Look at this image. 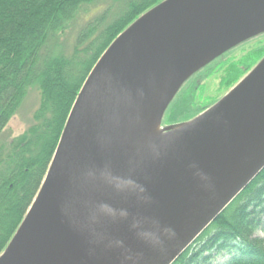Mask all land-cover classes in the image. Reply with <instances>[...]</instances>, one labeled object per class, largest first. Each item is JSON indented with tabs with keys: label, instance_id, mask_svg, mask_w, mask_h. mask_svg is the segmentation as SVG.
Returning a JSON list of instances; mask_svg holds the SVG:
<instances>
[{
	"label": "water",
	"instance_id": "1",
	"mask_svg": "<svg viewBox=\"0 0 264 264\" xmlns=\"http://www.w3.org/2000/svg\"><path fill=\"white\" fill-rule=\"evenodd\" d=\"M264 22V0H167L124 31L90 71L41 188L0 264H173L264 169V57L192 120L129 162L131 103L163 70ZM236 41L179 83L232 48ZM173 68H175L173 70ZM131 105V106H130Z\"/></svg>",
	"mask_w": 264,
	"mask_h": 264
},
{
	"label": "trees",
	"instance_id": "2",
	"mask_svg": "<svg viewBox=\"0 0 264 264\" xmlns=\"http://www.w3.org/2000/svg\"><path fill=\"white\" fill-rule=\"evenodd\" d=\"M0 0V255L38 194L78 93L111 44L134 22L167 0ZM72 46L63 52L67 35ZM264 34L216 58L180 87L168 105L169 125L188 122L218 100L188 109L200 84L218 70L219 87L232 88L264 57ZM257 39L259 41H257ZM256 40V50L237 61L227 57ZM264 43V41H262ZM262 43V44H263ZM59 47L61 52L59 51ZM30 90L39 94L31 124L2 138ZM186 91L185 97L181 94ZM178 118V119H177ZM264 169L173 264H264Z\"/></svg>",
	"mask_w": 264,
	"mask_h": 264
},
{
	"label": "bare ground",
	"instance_id": "3",
	"mask_svg": "<svg viewBox=\"0 0 264 264\" xmlns=\"http://www.w3.org/2000/svg\"><path fill=\"white\" fill-rule=\"evenodd\" d=\"M261 29H264V22L247 31L214 41L203 47L192 62L178 68V71L170 73L172 67H168L155 76L130 105L120 135L121 158L129 162L161 143L166 134L159 122V115L179 83L236 41Z\"/></svg>",
	"mask_w": 264,
	"mask_h": 264
},
{
	"label": "rangeland",
	"instance_id": "4",
	"mask_svg": "<svg viewBox=\"0 0 264 264\" xmlns=\"http://www.w3.org/2000/svg\"><path fill=\"white\" fill-rule=\"evenodd\" d=\"M106 5H107L106 1L104 0V2L101 3L100 7L91 10V12H94V14L90 13L89 17L93 18L95 15L99 14V12L101 10L103 11L106 8ZM72 35H73V33H71L70 35H67V37L64 41L63 47L61 49L63 52H68L70 47L72 46L71 45L73 42L72 41ZM259 40H261V44H260V45H262L261 47H264V43L262 42V41H264V36L259 38ZM259 40L257 39V41H259ZM257 41L253 40V41H251L245 45L238 47L236 50H234V52H231V54L229 56H227V57H230L229 61H237V60L241 59L242 57H244L250 51L256 50L257 48L256 49H254V48L257 46L256 45ZM61 50L59 47L60 52H61ZM259 62H257V64ZM249 72H247L240 80H242ZM221 75H222L221 71L218 70L209 79L202 82V84H200V86H199V87H201L200 91H198V93L195 94V96H193L192 101H190V102L187 101L186 107L188 109H190L192 107L199 105V103H205V102H207L205 100H207L208 98L214 99V100H218V99L220 100L225 94H227L240 81L239 80L232 88L225 91L224 89H221L219 87V84H220L219 78ZM181 94L184 95L182 97V99H183L185 97L186 91L183 90L181 92ZM38 102H39L38 92L36 90H30L28 92L26 98L24 99L20 109L18 110L16 115H14L12 117V119L9 121L7 127L5 128L3 136H2V138L4 140H10V139L22 134L28 128V126H30L31 119H32V113H33L34 109L38 106ZM172 121H173V119L171 117L169 118L168 114H166V116L164 118L165 127L166 128L172 127L173 125H169L170 123H172ZM184 123H186V121ZM181 124H183V122ZM256 235L259 237H264L263 233H261V232H257ZM223 261L224 260H220V261H218V263L220 264Z\"/></svg>",
	"mask_w": 264,
	"mask_h": 264
}]
</instances>
